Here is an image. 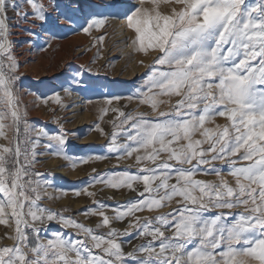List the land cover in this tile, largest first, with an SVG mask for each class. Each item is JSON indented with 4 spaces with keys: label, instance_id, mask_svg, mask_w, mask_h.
Listing matches in <instances>:
<instances>
[{
    "label": "snow or ice",
    "instance_id": "6c2138e0",
    "mask_svg": "<svg viewBox=\"0 0 264 264\" xmlns=\"http://www.w3.org/2000/svg\"><path fill=\"white\" fill-rule=\"evenodd\" d=\"M9 12L15 26H33L25 29L31 37L40 35L37 25L50 31L82 20L80 31L97 44L106 33L93 32L121 19L130 46L152 57L128 96L149 111L102 107L103 115L116 113L111 133L97 126L109 137L107 154L73 162H134L135 171L100 174L75 190L93 200L83 214L100 218L95 228L41 203L52 181L34 168L37 147L71 157L66 134L30 127L20 110ZM91 71L77 70L76 90L87 87ZM52 100L63 105L59 94ZM5 127L15 139L0 146V225H14L5 238L15 244L0 246V264H264V0H91L87 10L83 0L63 7L58 0H0V137L7 138ZM209 175L216 179L200 178ZM97 184L138 198L107 205L89 190ZM145 211L157 215H138ZM124 221L123 230L114 226ZM54 222L75 231L50 232ZM131 239L142 242L125 251Z\"/></svg>",
    "mask_w": 264,
    "mask_h": 264
},
{
    "label": "rangeland",
    "instance_id": "374dc122",
    "mask_svg": "<svg viewBox=\"0 0 264 264\" xmlns=\"http://www.w3.org/2000/svg\"><path fill=\"white\" fill-rule=\"evenodd\" d=\"M58 2L63 7L68 0H58ZM83 2L87 10V4L91 0H83ZM25 10L31 11L27 6ZM9 16L13 17L10 21L13 26L10 28L9 40L13 43V56L20 65L18 70L20 80L17 81L16 88L20 110L27 112L26 119L30 127H43L53 134H66L68 143L64 147L66 154L71 157L65 159L43 147H37V153L41 154L37 155L38 163L34 168L40 173L47 174V178L52 181V186L46 189L49 198H45L41 203L66 217H74L85 225L95 228L100 218L83 214L85 208L95 207L93 200L86 195L76 197L75 190L88 186L90 179L100 174L122 170L129 166L135 171V165L132 160L124 159L118 162L113 157L102 161L76 163L75 166L73 162L89 155L107 154L104 146L108 144L109 137L103 135L97 126L104 132L111 133L114 130L112 121L116 119V113L109 110L107 115H103L102 107L120 108L125 112L149 111L147 107L138 106L135 99L129 101L128 96L142 83L152 57H145L130 46L129 32L121 19H111L105 29L93 32V36L106 33L104 42L97 44L92 37L80 31L82 20H77L74 24L62 22L60 28H52L50 31H43L37 25L33 31L40 35L31 37L25 31L33 27L31 24L21 23L17 27L15 25L18 20L15 19V13L9 12ZM98 49L99 59L96 58ZM141 60L144 61V65L140 64ZM3 63L7 69L8 61L5 60ZM86 68L92 70L85 77L87 87L81 86L84 90H76V81L81 79L76 76V72ZM70 87L72 94L66 95L63 89ZM55 94L62 97L63 105H57L52 100ZM111 97H121V99L113 100L112 105L109 106L107 101ZM8 123L10 120L5 121L6 125ZM217 123L223 124L225 121L223 118H218ZM22 130L23 124H21V135ZM4 131L7 138L0 137V146L12 147L15 139L13 130L5 127ZM31 135L35 137L37 133L32 132ZM200 178L216 179L212 175ZM227 178L231 180L230 176ZM89 190L96 192L97 201L110 206L121 205L138 198L136 192L128 190L117 192L100 184L90 186ZM162 211L168 212L171 209L164 208ZM111 214L109 212V215ZM138 215L151 217L157 213L145 211ZM114 226L123 230L127 227V221L116 223ZM46 227L50 232L62 230L70 235L75 231L62 229V226L55 222ZM100 231L106 232L107 229ZM129 231L133 230L129 229ZM13 234L14 225L12 227L0 225V246L14 245V240L5 238L6 235ZM141 242L139 239H131L130 243L125 244V251H132Z\"/></svg>",
    "mask_w": 264,
    "mask_h": 264
}]
</instances>
